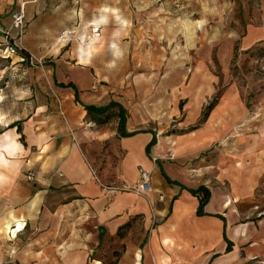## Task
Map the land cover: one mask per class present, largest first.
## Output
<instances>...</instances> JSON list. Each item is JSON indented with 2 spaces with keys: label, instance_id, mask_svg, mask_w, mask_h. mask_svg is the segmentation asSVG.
<instances>
[{
  "label": "crops",
  "instance_id": "crops-1",
  "mask_svg": "<svg viewBox=\"0 0 264 264\" xmlns=\"http://www.w3.org/2000/svg\"><path fill=\"white\" fill-rule=\"evenodd\" d=\"M13 4L14 12L21 6L27 17L49 6L55 11L69 9L75 30L84 27L88 35L61 55L73 59L71 64L53 62L59 82L74 85L75 89L65 88L75 101H59L58 110L38 107L26 116L20 123L26 146L17 140L16 127L2 128L6 133L0 139V159L19 153L22 158L9 163L11 170L0 178V194L14 202L0 214V233L15 236L25 230L31 237L0 245V264H264V213L238 203L243 194L236 187L212 186L197 168L165 158L169 147L183 154L199 153L211 143L207 130L161 137L147 117L150 101H129L131 88L122 92L115 76L168 78L189 72L182 100L208 101L217 85L213 59L226 68L233 57L238 32L227 25L235 20L233 4L219 0L209 4L163 0L159 6L157 0H13ZM191 9L197 10L194 20ZM172 12H180V19L173 22ZM211 18L213 24L208 23ZM175 40L181 45L179 52ZM95 41L102 44H92ZM239 41L243 50L264 43V0L254 15L246 16ZM89 45L91 55L86 56ZM162 88L173 91L172 81L157 87ZM110 102L124 109L128 136L119 135L115 108L100 123L92 118L104 116L87 117L83 109ZM219 118L215 109L203 121L209 127ZM139 169L150 175L144 196L122 190L134 185ZM231 170L230 166L220 173L219 180ZM200 185L208 188L209 200L203 214L197 215V198L187 189Z\"/></svg>",
  "mask_w": 264,
  "mask_h": 264
},
{
  "label": "rangeland",
  "instance_id": "rangeland-1",
  "mask_svg": "<svg viewBox=\"0 0 264 264\" xmlns=\"http://www.w3.org/2000/svg\"><path fill=\"white\" fill-rule=\"evenodd\" d=\"M162 1L157 0V6ZM210 1L207 0V3ZM219 1L233 4L235 20L227 21V25H231V29L237 27L240 38L245 30L246 16L254 15L260 0ZM13 6V0H0V139L6 133L2 132V128L5 129L13 121L20 127L24 118L38 107L58 110L59 101H75L69 90L58 86L60 82L53 62L58 60L71 64L73 59L61 55L75 49L82 43V37L88 35L84 27L75 30L73 20L69 18V9L55 11L51 6L28 17L25 10L17 6L16 11L20 8L23 11L24 23L21 31L16 30L10 22ZM191 13V20L196 19L197 10L191 9ZM179 14L172 12L173 22L180 19ZM214 20L208 19V23L213 24ZM238 37L234 40L233 57L226 68L213 59L212 71L217 85L211 98L201 104L182 100L183 88L191 76L189 72L174 73L168 78L164 74L115 76L122 92L125 87L131 88L129 101H150L151 111L147 117L161 137L176 138L200 130L209 133L211 143L199 153L183 154L176 152L174 147L166 149L165 158L168 161H185L197 168L199 176L212 186L218 184L223 189L236 187L243 194L238 203L243 204L245 209L254 207L264 213V43L243 50ZM92 44L100 46L102 43L95 41ZM174 44L175 52H179L182 49L180 43L175 40ZM7 45L16 49L14 54L9 55L5 51ZM174 61L176 64L177 59ZM168 81H172L173 91L157 89L161 83ZM104 84L107 85V82ZM221 98L225 100L219 101ZM210 103L213 105L207 111ZM215 109L220 120L205 126V112L209 116ZM19 137L18 134V141ZM23 146H26L25 142ZM170 152L173 158L169 157ZM21 158L19 153L0 159V178L8 175L12 167L9 163H19ZM230 166L229 175L219 180L220 173ZM13 205L14 202H8L0 194V214L7 213ZM30 237L25 230L16 232L15 236L12 232H3L0 233V245L23 243Z\"/></svg>",
  "mask_w": 264,
  "mask_h": 264
},
{
  "label": "trees",
  "instance_id": "trees-1",
  "mask_svg": "<svg viewBox=\"0 0 264 264\" xmlns=\"http://www.w3.org/2000/svg\"><path fill=\"white\" fill-rule=\"evenodd\" d=\"M59 87L62 88H72L75 89L74 85L72 83H59L58 84ZM76 97V94H75ZM213 103H210L206 109L207 111L212 107ZM111 108V110H110ZM113 108H115L116 110V116L118 117L119 121H118V131H119V135L120 136H128L129 134L125 132L124 130V123H125V111L124 109L119 105L116 104L114 102H110L107 106L105 107H93V106H85L83 105V109L86 111L87 113V117L88 115H96V116H104V118H92V120H94L97 123L103 122V120L111 115L114 114V110ZM110 110V111H109ZM109 111V112H108ZM207 111L204 114V119L207 116ZM203 119V120H204ZM8 128H13L16 127V132L20 135L19 137V141L22 143V145H24L23 142V135L21 133V129L19 127L18 123H11L7 126ZM155 140L154 138L152 139V141L150 142V145L154 144ZM147 152H148V148H147ZM187 189V188H186ZM191 195L195 196L197 198L198 201V207H197V215H202L203 214V207L204 205L208 202L209 200V190L207 187L200 185L195 189H187ZM225 238V237H224ZM226 240V238H225ZM231 247V243L227 241V251L230 250Z\"/></svg>",
  "mask_w": 264,
  "mask_h": 264
},
{
  "label": "built area",
  "instance_id": "built-area-1",
  "mask_svg": "<svg viewBox=\"0 0 264 264\" xmlns=\"http://www.w3.org/2000/svg\"><path fill=\"white\" fill-rule=\"evenodd\" d=\"M11 23L14 29L19 30V31L22 30L23 23H24V15H23V11L21 8L18 11H15L12 13ZM96 31H97V28L92 29V32H96ZM5 51L8 52L9 55H12L15 53L16 49L11 45H7L5 48ZM169 157L173 158L172 152L169 153ZM149 185H150L149 173L145 171L144 169H139L138 179L134 183V185H132L131 187H123L122 190L132 191L134 193L144 196L149 191V188H150Z\"/></svg>",
  "mask_w": 264,
  "mask_h": 264
},
{
  "label": "clouds",
  "instance_id": "clouds-1",
  "mask_svg": "<svg viewBox=\"0 0 264 264\" xmlns=\"http://www.w3.org/2000/svg\"><path fill=\"white\" fill-rule=\"evenodd\" d=\"M105 11H107V9H105ZM117 19H119V17H117ZM103 22H105V21L101 20V23H103ZM112 47L115 48L116 45H113ZM84 55H86V56H90L91 55V45H89V50L86 53H84ZM116 55H119V53L117 52ZM83 62L84 63H88L89 61L88 60H84Z\"/></svg>",
  "mask_w": 264,
  "mask_h": 264
},
{
  "label": "bare ground",
  "instance_id": "bare-ground-1",
  "mask_svg": "<svg viewBox=\"0 0 264 264\" xmlns=\"http://www.w3.org/2000/svg\"><path fill=\"white\" fill-rule=\"evenodd\" d=\"M2 147H0V150H1Z\"/></svg>",
  "mask_w": 264,
  "mask_h": 264
}]
</instances>
